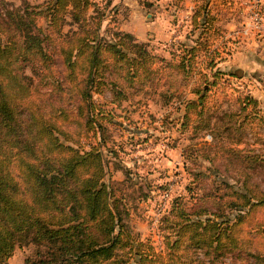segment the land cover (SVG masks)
Segmentation results:
<instances>
[{
    "label": "rangeland",
    "instance_id": "rangeland-1",
    "mask_svg": "<svg viewBox=\"0 0 264 264\" xmlns=\"http://www.w3.org/2000/svg\"><path fill=\"white\" fill-rule=\"evenodd\" d=\"M47 1L0 0V18L6 9L42 5ZM204 1H211L209 6L216 20L215 27L220 26L221 32L219 36H216V32H213L215 35L211 34L206 41L208 55L199 53L191 62L190 73L185 77L171 68L178 59L170 58L169 52H176L180 45H192L190 40L200 38L203 34L199 29H192L190 16L194 8ZM90 2L93 5L87 8L85 17L89 23H98L97 38L109 41L113 31H130L138 43L146 45L150 53L161 56H157L158 59L149 66L151 72L148 83L139 86L138 80L134 81L129 89L124 88L125 98H121L117 104L110 102L111 93L108 90L91 94L94 101L112 113L108 121H99L102 129H97L100 135L108 138L105 146L100 147L102 179L107 184L115 182L112 191L121 199L118 209L125 211L123 213L121 210L122 222L135 241L145 243V254L148 257L150 254V259L156 255L165 259L168 256L165 237H173L165 235L162 219L174 197L181 199L186 210L206 193L214 197V201L217 197L221 201L226 193L239 189L240 177L245 175L249 177L256 193H264V67L260 65L255 68V64H252V68L251 64L239 67L237 62V57L242 62L244 59L255 61L252 57L256 55L264 64V0ZM254 9H258L263 18L262 28L259 31L252 29L246 33L240 32L243 22H251L250 16ZM62 16L63 22L57 28L47 27L42 18L36 17L34 25L38 32L33 29V33H39V37L47 36L41 43L47 57L45 64L40 58L22 62L23 69L22 72L17 71V81L27 89L10 87L5 91L15 105V110L21 112L16 116L20 120L24 138L32 140L36 123L37 126L50 124L58 132L57 138L64 146L87 150L99 134L95 133L93 138V133L85 130L84 116L78 114V107L82 104L78 96V84L85 75L83 62H76L73 80L65 77L59 50L73 46L74 40L71 38L77 26L69 23L66 13ZM170 26L175 28L173 33L181 35L176 42L162 35L163 31L167 33ZM10 35L12 32L7 36ZM4 39L3 33H0V41ZM210 54H218L214 57V66L223 71L225 76L215 86L210 85L205 93L204 117L208 119V128L194 130L189 124L182 129L180 115L183 102L195 99L190 90L203 83L202 75L208 76L206 65ZM45 65L46 68H43ZM232 71L237 77L228 75ZM2 80L5 81L3 77ZM244 94L256 98L258 108L255 115L252 111L241 112L237 121L229 122L225 118L223 122L224 116L240 111L237 98ZM217 117H221V120L217 121ZM239 123H242V127L238 126ZM239 127L241 129L238 130ZM206 134L209 136L204 139ZM35 144L37 149L43 146L41 143ZM11 152L9 167L15 172L21 153L15 149ZM68 154L64 150L56 153V157L60 159ZM6 155V149L2 148L0 156ZM251 157L256 162L248 161ZM204 205L208 206L206 203ZM209 208L216 207L212 205ZM249 218V224L253 226L262 222L263 209L254 210ZM243 226L247 228L248 223ZM243 243L249 245L250 251L257 247L264 249V236L251 235L243 238ZM15 244L5 264H22L23 259L34 252V245L29 242L21 240ZM242 249L247 250V246ZM174 257L178 260L173 264H206L207 259H214L212 254L207 256L201 249L178 250ZM216 261L209 264L239 263L230 255L221 256L219 262ZM136 263V258H132L130 264Z\"/></svg>",
    "mask_w": 264,
    "mask_h": 264
},
{
    "label": "trees",
    "instance_id": "trees-1",
    "mask_svg": "<svg viewBox=\"0 0 264 264\" xmlns=\"http://www.w3.org/2000/svg\"><path fill=\"white\" fill-rule=\"evenodd\" d=\"M210 2L204 1L196 6L190 16L192 29L203 32L200 38L190 40L192 45H180L176 52H169L170 58L178 59L171 65L175 73L188 76L193 59L199 53L208 55L207 39L211 34L215 35L213 32L216 36L221 32L220 26L215 27ZM91 4L90 0H49L42 5L6 9L0 18V33L5 36L4 41H0V150L5 148L7 153L0 156V264L6 263L15 243L21 240L35 247L33 254L25 257L22 264H130L132 258H136V264H173L178 260L174 257L176 251L199 249L207 256L212 254L216 263L221 256L230 255L239 260L238 264H264V249L256 246L257 249L250 251L249 245L243 243V238L248 236H264V220L255 226L249 224V215L254 210L264 211V193H256L245 174L240 177L239 189L226 193L221 201L218 197L214 201V197L206 193L186 210L180 198L171 200L162 219L165 235L173 237H165L168 255L165 259L159 255L150 259V254L148 257L144 252L145 243L135 241L122 222L121 213L125 211L118 209L121 199L112 191L115 182L107 184L102 179L100 147L105 146L108 138L97 131L102 129L99 121H108L112 113L94 101L91 93L108 90L110 102L117 104L125 98L124 88L129 89L134 81L138 80L139 86L148 83L149 66L161 56L150 53L146 45L138 43L129 32L113 31L109 41L97 38L98 23H89L85 17ZM64 13L68 15L69 23L77 26L71 38L73 46L59 50L65 77L73 80L76 62H83L85 75L78 84L82 103L78 114L84 116L85 130L91 131L93 138L95 133L99 134L87 150L64 146L50 124L37 126L36 123L32 140L24 138L16 116L21 112L15 110L5 91L10 87L27 89L17 81V71L23 69L22 62L40 58L45 64L47 57L41 43L47 36L39 37V33H33L36 17L42 18L47 27L57 28L63 22ZM10 32L12 35L7 36ZM217 56L209 55L208 76L202 75L203 83L190 90L195 99L183 102L182 129L189 124L194 130L208 128V119L204 117L205 93L210 85L215 86L225 76L214 66V57ZM228 75L237 77L234 71ZM162 96L165 97L164 93ZM237 104L240 111L224 116L223 120L237 121L239 114L246 111L255 115L258 108L256 98L247 94L239 95ZM219 120L221 117H217ZM25 128L27 130L28 126ZM35 143H41L42 148L37 149ZM12 149L21 153L15 172L9 167ZM64 150L69 154L58 159L56 153ZM255 158L258 160L257 156ZM248 161L256 162L253 157ZM209 204L216 208L210 209L212 205ZM244 223H248L247 228ZM245 246L247 250L242 249ZM214 259H207L206 264Z\"/></svg>",
    "mask_w": 264,
    "mask_h": 264
},
{
    "label": "crops",
    "instance_id": "crops-1",
    "mask_svg": "<svg viewBox=\"0 0 264 264\" xmlns=\"http://www.w3.org/2000/svg\"><path fill=\"white\" fill-rule=\"evenodd\" d=\"M185 22H187V21H185ZM264 26V25H263ZM171 28H168V31H167V33H164V31L162 32V35H163V37H165L167 40H171V41H174V42H176V40L178 39L179 40V38L181 37V35L180 34H175V33H173L174 32V30H175V28H173L172 29V27L173 26H170ZM126 32H128V31H126ZM129 33H131L132 35H133V32H130L129 31ZM138 39H140V38H138ZM140 40H142V39H140ZM166 40V41H167ZM254 57V58H253ZM253 57H252V59H255V61H256V63H255V61H252L251 60V62L250 61H248V60H246V59H244V62H242L241 61V59H240V57H237V62H239V67H241V66H246L247 67V65L249 66L250 64H251V67L250 68H252V64H255V68H258V66H260V65H263V67H264V64H262L261 63V60L262 59H258V57L255 55H253ZM246 61V62H245ZM264 63V62H263Z\"/></svg>",
    "mask_w": 264,
    "mask_h": 264
},
{
    "label": "built area",
    "instance_id": "built-area-1",
    "mask_svg": "<svg viewBox=\"0 0 264 264\" xmlns=\"http://www.w3.org/2000/svg\"><path fill=\"white\" fill-rule=\"evenodd\" d=\"M251 22H243V29L240 31L242 33H246L249 30L254 29L255 31H259L262 28V16L260 15V12L258 9L252 10L251 13ZM209 135H205L204 139H207ZM164 196H166V193H164Z\"/></svg>",
    "mask_w": 264,
    "mask_h": 264
}]
</instances>
